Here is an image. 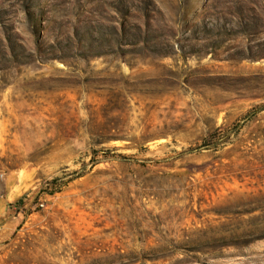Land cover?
I'll return each instance as SVG.
<instances>
[{
    "label": "rangeland",
    "instance_id": "1",
    "mask_svg": "<svg viewBox=\"0 0 264 264\" xmlns=\"http://www.w3.org/2000/svg\"><path fill=\"white\" fill-rule=\"evenodd\" d=\"M0 264H264V0H0Z\"/></svg>",
    "mask_w": 264,
    "mask_h": 264
}]
</instances>
